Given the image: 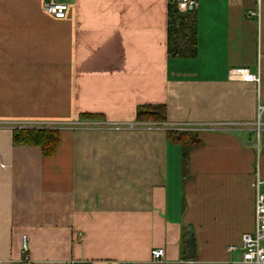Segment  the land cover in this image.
Segmentation results:
<instances>
[{
    "label": "crops",
    "instance_id": "1",
    "mask_svg": "<svg viewBox=\"0 0 264 264\" xmlns=\"http://www.w3.org/2000/svg\"><path fill=\"white\" fill-rule=\"evenodd\" d=\"M46 1L0 0L8 58L43 63L53 49L79 123L137 126L138 107L164 105L167 129L198 143L93 127L61 131L45 157L0 131V264H243L228 247L253 232L252 186L264 181V131L255 148L248 130L264 108V0L251 18L256 0H197L192 59L167 54L169 0H56L68 5L62 20L44 13ZM234 69L259 83L230 80ZM188 229L193 260L184 259Z\"/></svg>",
    "mask_w": 264,
    "mask_h": 264
},
{
    "label": "rangeland",
    "instance_id": "2",
    "mask_svg": "<svg viewBox=\"0 0 264 264\" xmlns=\"http://www.w3.org/2000/svg\"><path fill=\"white\" fill-rule=\"evenodd\" d=\"M7 47V40L3 39L0 43V131H12V128L51 129L58 130L60 133L93 127L168 130L165 122L139 123L137 126L79 123L76 118L78 110L73 109L76 95L71 85L66 83L62 85L61 78L57 79L54 74V50L47 49L53 51L47 55L43 51L45 57L41 63L39 60L8 58L10 55H8ZM16 53L18 54V50ZM41 64H43V75H41ZM86 94L82 93V96L86 98ZM263 136L261 135V138Z\"/></svg>",
    "mask_w": 264,
    "mask_h": 264
},
{
    "label": "trees",
    "instance_id": "3",
    "mask_svg": "<svg viewBox=\"0 0 264 264\" xmlns=\"http://www.w3.org/2000/svg\"><path fill=\"white\" fill-rule=\"evenodd\" d=\"M196 12L194 9L180 13L169 0L167 5V54L172 59H192L196 56ZM81 119H94V115L82 114ZM136 122L164 123L166 110L164 105L142 106L136 111ZM166 138L181 146L190 148L198 143L195 136L181 132L166 131ZM60 133L51 129H13L14 147L39 148L45 157L52 156L59 145ZM84 264V263H77Z\"/></svg>",
    "mask_w": 264,
    "mask_h": 264
},
{
    "label": "built area",
    "instance_id": "4",
    "mask_svg": "<svg viewBox=\"0 0 264 264\" xmlns=\"http://www.w3.org/2000/svg\"><path fill=\"white\" fill-rule=\"evenodd\" d=\"M177 10L180 13H184L187 10H192L197 7V0H171ZM257 8L254 11H249L246 13L247 18L259 17L260 10L259 4L260 0H256ZM68 10V5L65 3H60L56 0H47L43 5V11L46 15L50 16L52 19L62 20L66 16ZM229 79L235 81H241L246 83H259V77L254 76L249 73L247 69H234L229 72ZM264 111L263 107L258 106L257 109V120L252 128L248 130H253L257 135L255 141L251 146L258 148V134L264 131V123L260 122L261 115ZM14 129V128H12ZM168 129L182 130V127H171ZM221 130V131H231V128L226 127H202L196 125L192 130ZM246 129V128H245ZM253 189L255 193L254 198V220L255 226L252 233H246L241 236L240 243L238 246L232 245L228 247L230 252L240 251L243 264H264V181H261L258 177L253 183ZM82 234L79 233L77 238L82 239ZM23 252H26V245L23 239L22 245ZM164 256V251L162 249L152 250L151 257L153 260H160Z\"/></svg>",
    "mask_w": 264,
    "mask_h": 264
},
{
    "label": "water",
    "instance_id": "5",
    "mask_svg": "<svg viewBox=\"0 0 264 264\" xmlns=\"http://www.w3.org/2000/svg\"><path fill=\"white\" fill-rule=\"evenodd\" d=\"M184 242L187 246V253L184 256L185 260H193L196 254V247L193 234L191 230H187V236L184 239Z\"/></svg>",
    "mask_w": 264,
    "mask_h": 264
}]
</instances>
